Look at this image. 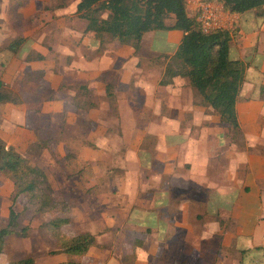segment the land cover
<instances>
[{
    "label": "crops",
    "instance_id": "1",
    "mask_svg": "<svg viewBox=\"0 0 264 264\" xmlns=\"http://www.w3.org/2000/svg\"><path fill=\"white\" fill-rule=\"evenodd\" d=\"M78 2L0 0V49L19 36L31 40L29 49L6 52V60L0 58V68H5L0 78L11 82L10 88L19 93L21 88L10 78L24 75L27 69L43 71L37 85L48 84V91L54 94L36 106L25 99L20 104L5 105H11V112L22 114L33 108L59 116L82 110L93 119L99 114L96 107L77 102L78 93L66 86L85 85L102 102L101 109L107 107L105 86L110 83L119 115L129 118L121 120L120 129L128 144H124L122 173L107 179L116 181L121 202L111 207L103 234L110 238L115 230L120 245L141 244L135 249L133 264H264V57L258 58V51L264 55V41L257 37L249 45L241 38L242 14L232 13L235 23L227 25L235 29L229 58L247 64L236 99L245 142L243 149H238L227 141L226 126L210 106L200 103L187 78L177 76L171 83L160 85L161 78L151 83L144 77H131L138 69V53L166 62L183 33L176 46L166 52L150 47L151 34L146 32L135 53L130 45L113 40L109 34L95 37L86 32V21L77 14ZM245 47L253 51L246 53ZM232 49L234 55L230 56ZM30 51L43 59L27 60ZM0 54L4 52L0 50ZM5 117L0 113V119ZM131 132L135 134L132 140L126 137ZM144 134L162 136L149 155L142 148ZM79 148L82 159L87 160ZM127 160L133 169L125 166ZM70 179H60L61 186L69 191L65 197L73 193ZM188 189L199 196H191ZM84 231L102 243V231ZM119 253L109 257L106 264H124L129 252Z\"/></svg>",
    "mask_w": 264,
    "mask_h": 264
},
{
    "label": "rangeland",
    "instance_id": "2",
    "mask_svg": "<svg viewBox=\"0 0 264 264\" xmlns=\"http://www.w3.org/2000/svg\"><path fill=\"white\" fill-rule=\"evenodd\" d=\"M172 21V18L166 19L167 24H171ZM239 23L242 33L241 38H246L249 45L257 37H259V41H264V13L258 14L254 9L248 10L242 13ZM147 33L151 34L148 45L155 47V49L162 48L160 51H171L182 36V31L178 29L153 30ZM30 45L31 40L27 38L20 46L18 53L29 49ZM155 49L153 53H155ZM257 49L259 50V48ZM245 51L246 53L252 52L253 48L249 50L245 47ZM258 53V58L264 57L262 52L258 51ZM138 54V69L133 71L131 77H144L149 79L151 83L155 82L156 79H160L163 76L167 61L147 58L144 55L145 53ZM233 55L234 49H232L230 56ZM0 58L3 59L4 56L0 55ZM130 70L127 71L130 72ZM4 73L5 68L1 65L0 76ZM43 73L42 71L39 74L30 76L20 74L10 78V81L17 82L21 88L19 95L23 100L30 101L36 106L41 103L40 101L43 98L50 100L54 97V94L48 91V84L43 85L40 82L41 84L37 85L39 84L38 79L43 78ZM29 82L36 85H31ZM9 83H6L7 87H10ZM72 89L76 92L75 94L78 93L77 102L82 103L83 106L94 105L99 114H95L93 119L90 117L91 120L89 114L81 112L82 110L77 111V113L73 111L74 114L67 113L59 116L54 112L42 114L40 109L33 108L22 114V111L11 112V109H9L10 104L0 103V113L6 116L4 120L0 119V137L8 144L13 145L31 164L38 165L44 170L56 189V193H60V196L56 195L58 199L69 200L73 203V207L78 201L83 202L81 204L79 202L78 205H80L75 209L72 207L69 214L72 220L62 227L63 234L72 236L86 229L102 231L101 234L104 237H99L102 243L99 246L90 248L80 260L72 258L76 264H106L109 257L116 256L123 251L129 252L124 264H133L136 258L135 249H138L137 247L141 244L135 242L130 246L120 245L115 237V230L111 231L113 236L110 238L103 234L107 231L103 227L105 218L109 220L110 216L108 214L113 211L111 207L115 203L121 202L117 194L119 189L115 184L116 181L108 182L107 179L116 177L123 171L121 167L122 155L124 154L125 145L128 143L120 131L121 120L129 118L119 115L115 96L113 102H109L106 96L107 107L99 109L102 102L98 100L97 95L77 87H72ZM160 94L162 97L164 96L163 93ZM163 102L165 103V101ZM161 112L164 113L165 111L161 109ZM92 120L94 123H92ZM183 125H187V122H184ZM134 135L131 132L126 134V137L132 140ZM159 136L144 134L142 148L146 149L147 155H149V152H155L153 147L156 141L160 139ZM225 136L229 143L233 141L235 145H238H236L238 149H243L245 144L243 138L236 137L234 139L233 133L228 132L227 129ZM84 146L89 148L84 150ZM79 147H82L83 158H88L87 160L82 159ZM125 166L130 167L131 163L125 164ZM157 168L158 166L155 167V169ZM131 169H133V166H131ZM66 177H71L68 181L73 186L70 188L68 185L73 193L67 197L65 195L69 194V191L65 190L60 182V179ZM188 193L194 197L199 196L192 189H188ZM25 202L26 198L23 195H15L10 177L0 172V227L7 222L9 207L20 214L22 226H29L26 237L11 235L7 238L5 250L0 255V264H7L27 255L34 257L35 264H67V256L64 253H49V251L56 248L52 244L53 241L50 239L48 231L41 228L43 222L59 214H33L32 210L24 209ZM73 212H77V215ZM111 217L118 220L117 216L111 215ZM118 217H121V213ZM101 245L102 247H100Z\"/></svg>",
    "mask_w": 264,
    "mask_h": 264
},
{
    "label": "trees",
    "instance_id": "3",
    "mask_svg": "<svg viewBox=\"0 0 264 264\" xmlns=\"http://www.w3.org/2000/svg\"><path fill=\"white\" fill-rule=\"evenodd\" d=\"M216 1L231 13L242 14L251 9L256 10L258 14L264 13V0ZM77 14L85 19L86 32L93 33L95 37L109 34L113 40L130 45L135 53L139 51L141 39L148 31H182L181 41L167 61L159 84H169L177 76L187 78L193 92L200 98V103L210 106L218 114L220 122L226 126L228 132L233 133L234 139L243 138L237 117L236 99L245 81L247 64L243 60L229 58V44L234 28L203 32L197 21L188 14L185 0H79ZM168 18L173 19L171 24L166 23ZM26 39L19 36L1 47L0 50L4 52L3 59L7 58L6 52L16 54ZM26 59L41 60L43 56L30 51ZM41 72L28 70L24 74L30 76ZM66 87H77L88 92L85 85ZM105 91L109 102H113L114 95L110 83L106 84ZM262 91L264 92V87ZM21 102L19 93L7 87L5 81L0 78V103ZM231 143L235 144L233 141ZM0 172L12 180L15 195H23L26 198L24 209L32 210L33 214H59L41 224V228L48 231L56 248L49 253H64L67 256V264H76L74 258L80 260L90 248L100 245L89 231L72 236L63 234L62 226L72 220L69 214L73 203L58 199L44 170L31 164L13 145L1 137ZM28 230L29 226L21 225L20 214L9 207L7 222L0 227V255L5 250L9 236L26 237ZM146 231L149 232L150 229L147 228ZM7 264H35V259L27 255Z\"/></svg>",
    "mask_w": 264,
    "mask_h": 264
},
{
    "label": "built area",
    "instance_id": "4",
    "mask_svg": "<svg viewBox=\"0 0 264 264\" xmlns=\"http://www.w3.org/2000/svg\"><path fill=\"white\" fill-rule=\"evenodd\" d=\"M188 14L199 24L203 32L233 26L235 18L216 0H185Z\"/></svg>",
    "mask_w": 264,
    "mask_h": 264
}]
</instances>
